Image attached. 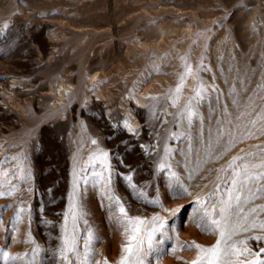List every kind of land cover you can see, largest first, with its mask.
I'll return each instance as SVG.
<instances>
[{
  "label": "rangeland",
  "instance_id": "obj_1",
  "mask_svg": "<svg viewBox=\"0 0 264 264\" xmlns=\"http://www.w3.org/2000/svg\"><path fill=\"white\" fill-rule=\"evenodd\" d=\"M179 18L198 47L187 93ZM92 70L105 96L85 86ZM60 74L78 92L53 123L41 100ZM237 157L264 174V0H0V264H120L117 200L145 221L144 264H207L221 231V249L250 250L226 260H264V178L241 215L220 211Z\"/></svg>",
  "mask_w": 264,
  "mask_h": 264
},
{
  "label": "snow or ice",
  "instance_id": "obj_2",
  "mask_svg": "<svg viewBox=\"0 0 264 264\" xmlns=\"http://www.w3.org/2000/svg\"><path fill=\"white\" fill-rule=\"evenodd\" d=\"M197 95L201 96L202 93L198 91ZM193 115L194 113L191 111L188 113L189 123H191ZM93 143H95V141H93ZM107 156L108 153L105 152L103 153L102 158L106 159ZM236 159L240 161V164L232 168V179L227 183L225 187V191L227 192L229 199L227 202H225L226 207L220 209L222 216L225 212H230L232 216L241 215L243 210L240 207L242 201L239 193L241 191L250 190V185L254 180L264 178V174H262L261 176L250 175L251 169L256 166L245 164L244 163L245 157H237ZM100 179H103V177H100ZM108 179L110 182L111 173L109 174ZM233 201H235V204L232 203ZM154 203H158V201H154ZM116 204L118 205V211L120 216L127 218L124 221V223L126 226V235L128 237V242L126 246L122 249V251L127 254V257H122L120 264H126L127 260H129L132 256L138 257L135 261L132 262V264H144L145 254L142 253V247H141L144 238L140 235V233H141V228L145 226V221L139 217L136 218L129 217L124 204L121 203L120 200H117ZM76 207L77 205L75 204V200H74L73 208L75 209ZM181 210L182 209L178 208L174 210V212L178 214ZM80 214L81 215L83 214L82 206H81ZM72 216L73 219H76L77 212L73 211ZM152 220L153 223H155L157 220H159V217H153ZM212 223L214 225H219L220 221L213 219ZM159 227L163 228L164 224L161 222ZM156 231L157 229L153 228L152 232L148 233L147 235L149 253L155 251L152 247V238H153L152 233ZM230 234L231 233H229V236ZM220 235H221V240H218L217 244L213 248L202 250L205 254L203 259L207 260V264H233V261H231L230 259L226 260L225 257H230L233 255H243L244 253L250 251L247 247H245L241 251L237 252L235 243L228 244L225 248L221 249L220 245L221 243L224 242L225 232L221 231ZM92 239H93L92 233L89 232L88 239L85 244L86 247L88 246V244L91 243ZM252 239L260 241V240H264V237H252ZM133 242H135V246H133ZM239 243L246 244V241H240ZM261 253H264V247L260 249V252L255 253V255L259 257ZM201 259L202 258L198 256L197 260L193 261V264H201ZM240 264H243V262H240ZM255 264H264V260L257 259L255 261Z\"/></svg>",
  "mask_w": 264,
  "mask_h": 264
},
{
  "label": "bare ground",
  "instance_id": "obj_3",
  "mask_svg": "<svg viewBox=\"0 0 264 264\" xmlns=\"http://www.w3.org/2000/svg\"><path fill=\"white\" fill-rule=\"evenodd\" d=\"M183 20V19H182ZM184 21V20H183ZM180 21L177 19V21L171 25L167 27V30L169 29V31H175L176 32V40L173 41V44H175L176 47L180 48V52L183 54H185V52L188 53L187 57L188 59L185 61V67H184V80L183 83L186 86L185 87V93H187L189 90V88L192 86V77L194 75V73L196 72L194 70V66L197 64V51H198V47L196 45H194V43H188V36L186 35V33L188 32L189 29V25L188 24H184L185 22ZM182 25H184V27H182ZM163 29V28H162ZM163 30H161L159 32L158 35H155L156 38L154 39L155 42L157 43V39L158 37H161L163 34ZM61 36L59 35V33L57 32H53L52 33V37L57 38ZM153 37V36H152ZM182 63L184 64V61L182 60ZM104 73H98L97 71H93L89 72V75L86 79V87H88L89 85H93L94 88L97 91V95H101V96H105V93L103 91L102 87V82H104L103 77ZM108 79V78H106ZM194 80V78H193ZM107 81V80H105ZM193 87V86H192ZM49 90H51V93H45L42 94V100L41 103L43 105H45V111H44V115L45 116H50L51 118V122H55L57 118H59V115L61 117H64V108L66 107H70V105L72 104V100L74 98V96H76L77 92H78V88H74L73 87V82H72V78L70 75H66V74H60L57 75V77H55L51 83V85L49 86ZM149 91L148 89H144V92ZM84 97H88L89 93L87 91V89H85L83 91ZM185 95V94H184ZM132 98L135 100L134 103L131 102L132 106L138 110L139 108V103L141 102V95H138L136 92L132 93ZM130 117V120H124V123L127 125H131L134 118L132 114L128 115ZM70 116L67 117L66 120H69ZM63 119H61L62 121ZM119 127L121 129V131H125V126L122 124H119ZM146 129V128H145ZM144 129V130H145ZM131 135V134H129ZM95 137L96 135H92L91 139H90V143L94 144L93 141H95ZM142 137L146 138V132H144V134L142 135ZM133 141H135V139L133 138Z\"/></svg>",
  "mask_w": 264,
  "mask_h": 264
}]
</instances>
